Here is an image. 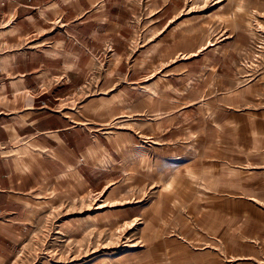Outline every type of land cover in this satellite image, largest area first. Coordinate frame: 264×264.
<instances>
[{
    "label": "crops",
    "instance_id": "1",
    "mask_svg": "<svg viewBox=\"0 0 264 264\" xmlns=\"http://www.w3.org/2000/svg\"><path fill=\"white\" fill-rule=\"evenodd\" d=\"M173 1L0 0V264L26 233L27 210L62 193L116 190L125 161L140 173L158 142L167 153L177 128L194 130L181 142L198 155L219 159L221 136L201 129L203 98L220 82L205 89L201 76L213 64L211 77L221 79L226 57L216 65L200 50L175 60L159 52L172 47ZM249 105L240 113L221 105L222 119L211 106L208 120L220 130L251 127Z\"/></svg>",
    "mask_w": 264,
    "mask_h": 264
},
{
    "label": "rangeland",
    "instance_id": "2",
    "mask_svg": "<svg viewBox=\"0 0 264 264\" xmlns=\"http://www.w3.org/2000/svg\"><path fill=\"white\" fill-rule=\"evenodd\" d=\"M172 4V47L159 52L175 60L200 50L216 65L226 57L217 71L221 79L211 77L213 64L201 76L205 89L220 82L203 98L201 129L221 136L219 159L198 155L194 143L181 142L182 133L194 138L193 129L177 128L167 153L156 141V159H141L140 173L125 161L130 168L116 190L62 193L27 210V231L18 234L6 264H264V0ZM248 103L251 127L237 121L220 130L208 120L211 106L220 119L221 105L240 113Z\"/></svg>",
    "mask_w": 264,
    "mask_h": 264
}]
</instances>
